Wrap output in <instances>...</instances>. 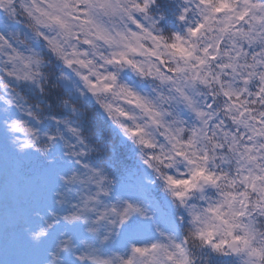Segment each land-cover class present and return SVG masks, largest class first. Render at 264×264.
I'll return each mask as SVG.
<instances>
[{
	"label": "snow or ice",
	"instance_id": "6c2138e0",
	"mask_svg": "<svg viewBox=\"0 0 264 264\" xmlns=\"http://www.w3.org/2000/svg\"><path fill=\"white\" fill-rule=\"evenodd\" d=\"M0 170V264H264V0H0Z\"/></svg>",
	"mask_w": 264,
	"mask_h": 264
},
{
	"label": "rangeland",
	"instance_id": "374dc122",
	"mask_svg": "<svg viewBox=\"0 0 264 264\" xmlns=\"http://www.w3.org/2000/svg\"><path fill=\"white\" fill-rule=\"evenodd\" d=\"M47 202V188L42 183L24 184L8 174V183L5 186L4 175L0 170V220H3L2 237L0 238V249L5 244V233L11 236L17 229L19 223L30 216L31 209L43 207ZM7 210L8 222L5 224L4 212ZM7 258L10 260H32L31 256L38 251L26 249L19 240H8Z\"/></svg>",
	"mask_w": 264,
	"mask_h": 264
},
{
	"label": "trees",
	"instance_id": "16d2710c",
	"mask_svg": "<svg viewBox=\"0 0 264 264\" xmlns=\"http://www.w3.org/2000/svg\"><path fill=\"white\" fill-rule=\"evenodd\" d=\"M88 107L89 111L92 113L93 120L97 123L103 124L105 122L103 114L91 104Z\"/></svg>",
	"mask_w": 264,
	"mask_h": 264
}]
</instances>
